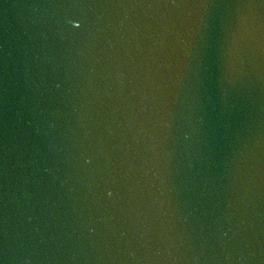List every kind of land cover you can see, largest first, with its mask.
Wrapping results in <instances>:
<instances>
[{"label": "water", "instance_id": "95a60500", "mask_svg": "<svg viewBox=\"0 0 264 264\" xmlns=\"http://www.w3.org/2000/svg\"><path fill=\"white\" fill-rule=\"evenodd\" d=\"M0 264H264V0H0Z\"/></svg>", "mask_w": 264, "mask_h": 264}]
</instances>
